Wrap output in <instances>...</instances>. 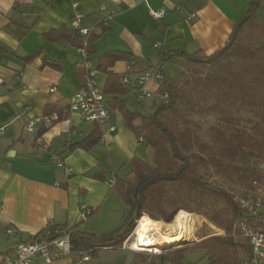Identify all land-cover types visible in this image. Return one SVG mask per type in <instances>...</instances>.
I'll use <instances>...</instances> for the list:
<instances>
[{
	"label": "crops",
	"instance_id": "1",
	"mask_svg": "<svg viewBox=\"0 0 264 264\" xmlns=\"http://www.w3.org/2000/svg\"><path fill=\"white\" fill-rule=\"evenodd\" d=\"M251 1L0 0V223L20 233L14 246L48 225L87 232V221L98 217L109 201L108 215H118L112 202L116 176H127L136 156L153 159L152 147L111 106L113 95L105 93L112 112V120L105 124L86 122L69 109L70 98L85 82V72L78 67L82 54L68 41H50L47 33L74 29L77 14L87 31L99 33L106 27L89 55L97 75H105L100 87L104 89L107 76L97 68L99 58L115 51L133 54L131 61H117L111 69L129 77L126 83L133 91L122 99L132 111L141 112L149 106L140 102L144 96L138 77L155 71L168 58L174 66L164 68L177 74L182 64L170 57L178 51L210 55L223 48ZM160 10L164 15L153 17L152 12ZM258 17L264 21V2ZM143 87L157 93L159 83L151 78ZM49 109L56 111L47 114ZM57 111L60 119L50 127L36 124L31 131L26 129L28 121L52 113L59 116ZM97 127L102 130L99 142L90 149L72 148ZM39 136L48 149L36 144ZM81 202L92 210L88 219L82 216ZM58 259L49 264L71 263L69 258ZM37 261L44 260L33 264Z\"/></svg>",
	"mask_w": 264,
	"mask_h": 264
},
{
	"label": "trees",
	"instance_id": "2",
	"mask_svg": "<svg viewBox=\"0 0 264 264\" xmlns=\"http://www.w3.org/2000/svg\"><path fill=\"white\" fill-rule=\"evenodd\" d=\"M263 2H250L237 20L228 43L220 50L210 55L174 53L170 59L176 58L180 61L177 63L182 64L177 74L164 68L169 58L163 59L154 71L162 77L155 79L159 83L160 99L152 113L143 114L129 108L122 99L133 91L130 84L123 82L128 76L111 69L117 61H131L134 55L115 51L99 58L97 68L107 76L103 90L114 96L111 106L118 109L137 136L152 147L154 164L136 156L130 161L131 172L125 177L116 176L113 189L125 205L122 226L100 240L72 227L74 252L92 257L102 248H122L143 215L170 223L184 210L206 217L226 232L193 244L194 248H206L209 264H241V251L250 253L248 238L237 225L250 220L248 210L242 208L229 191L204 180L199 171L212 167L225 179L252 191L264 190V171L256 165L238 163L248 153L264 164V21L258 17ZM107 30L103 27L99 33L88 31L84 35L63 27L48 32L47 38L54 43L68 41L78 49L85 47L89 58L95 52V41ZM45 60L47 62V58ZM188 64L210 66V70L206 74L188 76L184 67ZM243 107L249 108L253 117L240 115ZM52 111L56 110L49 109L47 114ZM57 112L60 119L62 113ZM211 113L217 115V121L210 127L211 141L204 142L192 115ZM137 119L139 124H135ZM101 138L102 130L97 127L72 148L90 149ZM210 198L222 206L209 208ZM260 214L262 227L264 213ZM8 228L0 223V233ZM15 233L20 235L18 231ZM188 251V247H182L172 252L171 262L185 264L183 258Z\"/></svg>",
	"mask_w": 264,
	"mask_h": 264
},
{
	"label": "built area",
	"instance_id": "3",
	"mask_svg": "<svg viewBox=\"0 0 264 264\" xmlns=\"http://www.w3.org/2000/svg\"><path fill=\"white\" fill-rule=\"evenodd\" d=\"M153 17L161 18L164 11H153ZM74 29L81 34L86 35L88 31L82 26V15L77 14L73 20ZM159 44H154L157 47ZM82 54V60L78 66L86 72L85 82L80 89L70 98L69 109L77 112L86 122L105 124L112 120V112L107 104L104 90L99 86L96 79L97 70L92 67V63L88 58L85 47L79 49ZM160 73L145 72L137 79V84L140 88L142 96L150 97L151 93L144 89V84L148 79H161ZM125 82H129V77L124 78ZM54 89V88H53ZM58 118L57 113H52L43 117H38L26 123V129L32 130L36 124L42 127H50L54 120ZM115 130V125L111 126V131ZM3 129L0 128V134ZM142 140V137L139 138ZM36 144L48 149L49 145L43 142L42 136L36 139ZM59 166H63L59 161L58 156L55 157ZM239 205L248 210L249 221L237 223L241 228L242 235L248 238L250 245V253L242 260L241 264H264V228L260 226L261 214L264 213V190L257 188L255 193H251L246 197L238 200ZM80 211L84 219H88L92 214V210L85 203L81 202ZM72 227H54L48 225L34 239L19 242L5 252L0 253V264H33V262L41 258L45 263H52L55 259L63 258L77 253L80 256L77 264H84L90 259V256L79 252H74V244L71 238ZM5 235L15 237L16 233L13 229L8 228ZM133 239V234L125 240L122 245L123 249L137 251L133 247L136 240Z\"/></svg>",
	"mask_w": 264,
	"mask_h": 264
},
{
	"label": "rangeland",
	"instance_id": "4",
	"mask_svg": "<svg viewBox=\"0 0 264 264\" xmlns=\"http://www.w3.org/2000/svg\"><path fill=\"white\" fill-rule=\"evenodd\" d=\"M164 64L166 67L174 66V63L166 62ZM184 67L186 68L185 74L188 76H191L193 74L195 75L206 74L210 70V66H202V65L195 66L193 64H188V65H184ZM96 79L98 81L99 86H101L105 82V75L103 73H98ZM159 99L160 98L156 92H151L150 97L144 96L140 102L144 104H148L149 107H142L141 109L139 108L141 110V113L142 112L143 114L152 113L154 111L153 110L154 101L157 102ZM240 115L247 118L253 117V113L247 107H243L241 109ZM192 118L196 122L197 125L196 130L200 138L204 142H210L211 141L210 127L216 123L217 115L212 113L206 115H192ZM147 158L149 159H146V161H148L151 165H153L154 164L153 159L151 157H147ZM238 163L239 165H243V166L256 165L264 171V164L258 162L248 153H246L239 160ZM199 173L204 180H207L211 184L215 186H219L229 191L234 196V200L236 202H238L239 199L246 197L251 193H255V191H252V189H249L247 186H243L235 182H232L228 179H225L212 167L209 169H201ZM112 202L117 204L115 208L119 214L113 216L108 215V211L110 210V206H111V202L109 201L106 204L104 211L98 217H96L93 220L87 221V232L86 231H82V232L87 233L93 238L100 240L104 237L110 236L115 231H117L123 224L124 214L122 216L121 213L125 211V205L123 204L122 200L120 199L117 193L113 195ZM208 205L209 208H218L222 206V203H219L216 200L210 198L208 201ZM192 214L196 215V218L193 221L195 223L192 224V230L194 233L192 235L186 234V236H184L185 238L177 243L159 248L158 252L140 250L142 252L140 253L139 250L134 252L133 250L123 249L119 246H116L114 248H107V249L102 248L97 252L95 256L90 257V259L86 261L84 264H136L137 261L140 264H174L171 262L172 259L171 254L172 252L182 247H188L189 249V251L184 255L183 258L185 264H209L210 260L207 256L206 248L205 247L194 248L193 244L195 242L201 241L205 238L214 235H224L226 234V232L225 230L211 223L206 217L197 213H192ZM174 221L175 218L170 223H167V224H172V227L165 226L164 232L167 230L171 233L175 231V227L173 225ZM262 228H264V225H262ZM135 232H136V228L133 232L132 240H136ZM16 242L17 240L14 237H9L5 235L4 232H1L0 253L7 251V249L11 246H14ZM247 252L241 251V256L243 257L242 259L246 257ZM159 253L162 254L158 255ZM65 258H69L71 261V263L69 262L67 264H77L78 260L80 259V256L76 253H72L71 255ZM65 258H60V259H65ZM35 264H46V263H44V261H37Z\"/></svg>",
	"mask_w": 264,
	"mask_h": 264
},
{
	"label": "bare ground",
	"instance_id": "5",
	"mask_svg": "<svg viewBox=\"0 0 264 264\" xmlns=\"http://www.w3.org/2000/svg\"><path fill=\"white\" fill-rule=\"evenodd\" d=\"M196 215L181 210L175 217L174 232L168 230L164 232V227H172L162 220H154L147 215H143L136 227V241L133 243L135 250H148L158 252L159 248L177 243L184 239L186 234L192 235V224ZM135 239V238H134Z\"/></svg>",
	"mask_w": 264,
	"mask_h": 264
}]
</instances>
